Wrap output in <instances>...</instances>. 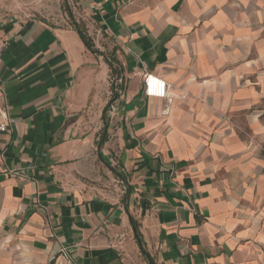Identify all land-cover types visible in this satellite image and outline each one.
I'll return each mask as SVG.
<instances>
[{
    "label": "crops",
    "instance_id": "crops-1",
    "mask_svg": "<svg viewBox=\"0 0 264 264\" xmlns=\"http://www.w3.org/2000/svg\"><path fill=\"white\" fill-rule=\"evenodd\" d=\"M79 5L0 0V264H264V0Z\"/></svg>",
    "mask_w": 264,
    "mask_h": 264
},
{
    "label": "rangeland",
    "instance_id": "rangeland-1",
    "mask_svg": "<svg viewBox=\"0 0 264 264\" xmlns=\"http://www.w3.org/2000/svg\"><path fill=\"white\" fill-rule=\"evenodd\" d=\"M8 5L12 6L18 14L28 13L34 18H47L66 26L73 25L74 21L82 19L83 14L79 0H8ZM106 52L113 58L110 51Z\"/></svg>",
    "mask_w": 264,
    "mask_h": 264
},
{
    "label": "built area",
    "instance_id": "built-area-1",
    "mask_svg": "<svg viewBox=\"0 0 264 264\" xmlns=\"http://www.w3.org/2000/svg\"><path fill=\"white\" fill-rule=\"evenodd\" d=\"M123 83L122 77H116L113 82V92L115 97L111 99L108 104L106 117L108 123H112L118 115V101L124 97V90L121 88ZM168 84L165 80L159 76L146 72L144 74V91L146 96L152 98H167L168 96ZM6 91L3 86L0 85V112H6L5 107ZM2 130L6 129V123L0 125Z\"/></svg>",
    "mask_w": 264,
    "mask_h": 264
},
{
    "label": "trees",
    "instance_id": "trees-1",
    "mask_svg": "<svg viewBox=\"0 0 264 264\" xmlns=\"http://www.w3.org/2000/svg\"><path fill=\"white\" fill-rule=\"evenodd\" d=\"M73 23H74L75 29L78 31V33H79L80 37L82 38L83 42L85 43L86 47L93 53L102 54V52L99 51L95 47L93 40L87 34V32L84 30V28L76 22H73ZM105 58H106V56H105ZM114 97H115V95H114ZM107 108H108V106L105 108V113H104L105 127H104L103 133L101 135L99 147H101L106 140V131H107V126H108V121H107V117H106ZM135 233L138 235V231L136 230V228H135Z\"/></svg>",
    "mask_w": 264,
    "mask_h": 264
}]
</instances>
